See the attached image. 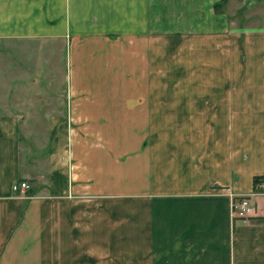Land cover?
Wrapping results in <instances>:
<instances>
[{
    "label": "crops",
    "instance_id": "crops-1",
    "mask_svg": "<svg viewBox=\"0 0 264 264\" xmlns=\"http://www.w3.org/2000/svg\"><path fill=\"white\" fill-rule=\"evenodd\" d=\"M238 1L0 0V264H264V0Z\"/></svg>",
    "mask_w": 264,
    "mask_h": 264
},
{
    "label": "rangeland",
    "instance_id": "rangeland-1",
    "mask_svg": "<svg viewBox=\"0 0 264 264\" xmlns=\"http://www.w3.org/2000/svg\"><path fill=\"white\" fill-rule=\"evenodd\" d=\"M238 1V0H237ZM238 5H232V9L234 11V16L237 18V22H241V24H251V23H255V19H258L259 18V15H258V10L261 11V5H257V7H259V9L257 8H254L253 11H254V14H251V17H246L245 15V12H240L238 10H240L239 8L241 7V4L242 2L241 1H238L237 3ZM257 12V13H256ZM261 19V18H260ZM35 135V141L32 142L31 139L29 138H32L29 137L26 133H24L22 136H21V140H22V146H23V152H22V155L23 157L27 158L26 154L29 153V156H31V154L33 155H43L44 153H46L48 151V147H47V139H46V132L45 131H41L39 132L38 134L34 133ZM33 136V137H34ZM28 145V146H27ZM31 145V146H30ZM28 151V153H26ZM26 151V152H24ZM29 158V157H28ZM27 158V159H28ZM30 169V168H29Z\"/></svg>",
    "mask_w": 264,
    "mask_h": 264
},
{
    "label": "built area",
    "instance_id": "built-area-1",
    "mask_svg": "<svg viewBox=\"0 0 264 264\" xmlns=\"http://www.w3.org/2000/svg\"><path fill=\"white\" fill-rule=\"evenodd\" d=\"M30 185L26 182H18L14 185L16 191H21L25 193ZM262 188L264 189V182L262 183ZM258 193V192H257ZM256 192H246L237 193L230 188L227 190V195L230 196L232 200L233 216L238 219H248L254 211V203L252 201V196L257 194Z\"/></svg>",
    "mask_w": 264,
    "mask_h": 264
},
{
    "label": "trees",
    "instance_id": "trees-1",
    "mask_svg": "<svg viewBox=\"0 0 264 264\" xmlns=\"http://www.w3.org/2000/svg\"><path fill=\"white\" fill-rule=\"evenodd\" d=\"M219 5H220L219 3L216 4L217 8H218ZM262 180H264V177H256V178H255V184H258V183L261 182Z\"/></svg>",
    "mask_w": 264,
    "mask_h": 264
}]
</instances>
